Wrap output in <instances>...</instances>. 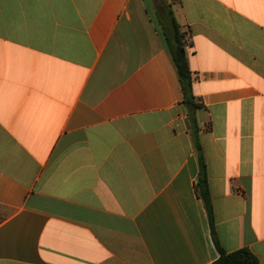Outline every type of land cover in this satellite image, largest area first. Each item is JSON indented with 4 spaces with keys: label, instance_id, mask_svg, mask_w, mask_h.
<instances>
[{
    "label": "crops",
    "instance_id": "1",
    "mask_svg": "<svg viewBox=\"0 0 264 264\" xmlns=\"http://www.w3.org/2000/svg\"><path fill=\"white\" fill-rule=\"evenodd\" d=\"M169 11L204 106L213 224ZM241 249L264 264V0H0V264Z\"/></svg>",
    "mask_w": 264,
    "mask_h": 264
},
{
    "label": "trees",
    "instance_id": "2",
    "mask_svg": "<svg viewBox=\"0 0 264 264\" xmlns=\"http://www.w3.org/2000/svg\"><path fill=\"white\" fill-rule=\"evenodd\" d=\"M162 27L164 43L168 52L170 53V56L172 57L178 74L179 82L182 87L184 96L183 103L188 108L190 114L189 117L193 131V141L200 168L198 182L196 184L197 193L203 200L210 221L213 224V210L208 185L205 151L200 139V128L196 118L194 117L195 111L203 108L204 106L199 104L193 96V79L189 68L188 54L184 44V33H182L180 26L176 22L171 11L167 13L166 22L162 24ZM214 264H259V260L251 251L247 249H241L229 254L221 251L219 259Z\"/></svg>",
    "mask_w": 264,
    "mask_h": 264
},
{
    "label": "built area",
    "instance_id": "3",
    "mask_svg": "<svg viewBox=\"0 0 264 264\" xmlns=\"http://www.w3.org/2000/svg\"><path fill=\"white\" fill-rule=\"evenodd\" d=\"M188 46V43H185V47Z\"/></svg>",
    "mask_w": 264,
    "mask_h": 264
},
{
    "label": "rangeland",
    "instance_id": "4",
    "mask_svg": "<svg viewBox=\"0 0 264 264\" xmlns=\"http://www.w3.org/2000/svg\"><path fill=\"white\" fill-rule=\"evenodd\" d=\"M162 24H163V22L161 23V28H162V30H163Z\"/></svg>",
    "mask_w": 264,
    "mask_h": 264
}]
</instances>
